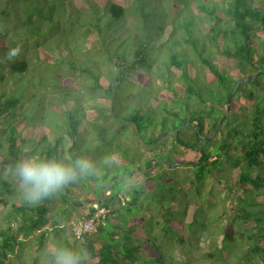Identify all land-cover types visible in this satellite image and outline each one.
Masks as SVG:
<instances>
[{
    "label": "trees",
    "instance_id": "obj_1",
    "mask_svg": "<svg viewBox=\"0 0 264 264\" xmlns=\"http://www.w3.org/2000/svg\"><path fill=\"white\" fill-rule=\"evenodd\" d=\"M184 15L192 17V25L181 30L175 24ZM40 39L50 42L52 54L36 50ZM128 39H134L132 47L122 48ZM17 47L18 55L9 59ZM35 60L59 64L42 84V107H56L62 115V131L50 143L37 134L39 121L24 113L30 97L31 106L36 99L37 82L28 75ZM90 67L111 74L115 84L101 75L91 82L90 91L104 94L98 97L100 111L86 116L76 112L82 103L75 110L62 88L87 85L97 76ZM138 69L146 77L134 72ZM259 72L239 85L219 124L238 82ZM125 80L142 91L124 96L119 87ZM121 96L126 108L134 103L128 97H139L125 117L116 103ZM116 119L126 122L119 130L126 132L128 123L134 127L131 135L144 149L124 155L130 161L124 164L144 171L151 162L147 175L136 170L111 181L112 175L102 178L96 168L97 174L69 182L37 205L25 201L9 169L31 157L24 151L31 136L40 148L33 157L94 161L101 153L91 157L84 143L95 136L105 145ZM177 162L182 163L173 166ZM5 196L0 264L21 260L31 234L36 241L30 247L39 254L32 264H52L54 245L86 250L82 264H264V0H0V201ZM76 197L89 207L76 205L81 203ZM97 200L110 213L95 232L78 237L75 224L94 215L90 202ZM209 206L219 211L218 219H227L221 243L212 237L218 219L210 218Z\"/></svg>",
    "mask_w": 264,
    "mask_h": 264
},
{
    "label": "rangeland",
    "instance_id": "obj_2",
    "mask_svg": "<svg viewBox=\"0 0 264 264\" xmlns=\"http://www.w3.org/2000/svg\"><path fill=\"white\" fill-rule=\"evenodd\" d=\"M174 6H175V3H173L172 8H175ZM183 6L189 7L188 5H185L183 2H181V7H183ZM73 15L74 14H72V16ZM184 16H186V18H182L179 21H176V24H175L176 28L183 30L185 28L186 24L192 25V21H191L192 17L190 15H184ZM69 17H70V15L68 16V18ZM60 18L62 19V17H60ZM35 28H36V24H35ZM69 28H70V25H69ZM198 29H199V27H198ZM32 30L33 29L31 28V31ZM181 30H179V31H181ZM36 32L37 33H35V35H34L35 40H37V37H38V31H36ZM184 35L186 36L185 33H184ZM41 38H43V37H41ZM40 40H42V39H40ZM131 40H134V39L125 40L123 42V44L121 45V47L122 48L123 47L131 48L132 47V45L130 44ZM139 40H137V41H139ZM143 40H144V38L141 41H143ZM175 41H176L175 38L171 39L172 44H174ZM41 42L42 43H39V44H37V42H35L36 50L40 54L41 53L44 55L45 54H52L53 48L51 47L50 42L47 40L45 43H44V40H42ZM179 52H181V51H179ZM53 56H55V55H53ZM129 60H132V56L129 58ZM53 61H55V57H54ZM56 66L59 67V64L51 65V67H50V64H45V62L35 60V67L36 68L31 69L30 72L28 73V75L30 77L31 82H35V81L37 82L36 85L33 86L36 89V92H34V96L36 99H34L35 103L32 104V106H31L29 104V102L31 99V102L33 103V98L30 97V99L26 102V107L24 109V113L27 112L30 114V120L32 122L39 121V127L35 128V130H36V132H38L37 134H39L40 136L47 135L49 143L54 140V136L56 134H59L62 131L60 129V126H59V122L62 121V117H61L62 115H60V112L58 110H56V107L52 108L49 111L45 110V108L42 107V101H44V98L42 97V95H43V93H45V88H46L42 84H43V80L45 79V81H47L48 76L49 75L51 76L53 74V71L57 69ZM95 66L97 67V65H95ZM90 68H91V70L96 72L97 76L96 77L92 76L87 81V85H82L81 87H78L77 85H69L65 88H62L63 94H64V90L69 93L70 104L72 105L73 108H75V110L77 109L78 102L82 103V106L76 112L77 113H85L86 116L87 115L89 116L90 112H93V111L100 109V100L98 99V97H99V95L102 96V94H104L101 89L96 90L94 93L92 91H90L89 87H91L93 85L92 83H94L95 78H98L101 75V79H106L107 81H111L113 84H115L114 77L111 74H109L108 72L100 73L101 72L100 68H97V69L92 68V67H90ZM110 70L112 72L117 71L116 68H110ZM134 72L136 74H142V76L146 77V72H142V70H140V69H138V71H134ZM150 72L158 74V72L156 70H153V68L150 69ZM160 75H163V73H160ZM153 80H154V85H156L157 78H154ZM130 82H131L130 80H125L123 82V84L119 87V89L122 92H124V96H127L130 92L139 94L140 93L139 91H142L141 90L142 87L140 85L138 86V85L134 84V82H132V84H130ZM38 89H39V93H38ZM20 90L25 91L24 88H21ZM152 94H153V92H152ZM28 95H31L30 91L27 93V96ZM24 96L26 97V93ZM124 96H121V99L117 100L116 103L118 104V109H119L120 115L125 117L126 114L128 112H130L129 110L132 107H136V103L138 102L139 97H128V98H132V101L134 103L131 104L130 107L128 106L129 108H126L127 102H125V101H127V99H125ZM107 99H109L111 102L113 101L112 98H107ZM96 112H98V111H96ZM123 112H125V113H123ZM127 115H130V114H127ZM99 116L100 115H95V118L98 119ZM43 118L46 119L44 123H43ZM84 122L87 123L85 120H84ZM124 123H126V122H124L122 119L114 120V123H113L114 128L112 131L113 133L107 132V138L104 140V142L106 143L105 145H102L101 142H103V141L101 139L98 140L99 138L96 139L97 137H95V136L92 137L93 134H90V137H92V139L89 142L87 141L84 143V145H86V147L90 150L89 155L91 157H92V155H97V152L101 153L100 155H97L96 160H94L93 162L95 163V161H96V163H97L96 168L98 169V173L101 175L102 178H104L105 173H108L109 176L112 175L110 177V180H112L113 178H115L114 180H119L121 178L119 175H121V176L123 175L122 177H124L126 175H129L131 172L135 173V171L138 170V168L139 169L141 168L140 166H136L135 170L134 169L130 170V166H133V165L130 164V166H128L127 164H124V163H127L126 161L130 162L129 160H126L123 158L124 155L125 156L131 155L133 157V156H137L138 153H142V150L144 151V149H142V144L137 142L138 138L133 136V134L131 135V131L134 130V127L131 124H129V123L127 124L128 129H126V132H125V130H119L121 128V125ZM140 134H142V139H143L144 138L143 136H145L146 132H144V130L142 129L140 131ZM216 137L219 138V135H217ZM37 141H39V139L36 140V139L32 138V136H31L30 140L27 141L24 145V151L29 153V155L31 157L36 156L37 152L40 151V148L38 146ZM42 142H43V144L45 143V145L48 144L46 142V140H43ZM134 142H137V143H134ZM212 145H214V143ZM92 147L95 149L92 150ZM111 154H116L119 162L113 163L111 165L104 164L103 161H104L105 157L110 156ZM97 158H99V159H97ZM144 162H145V159L141 163L143 166L145 165ZM145 170H146V168H145ZM14 182L17 183L16 180H14ZM140 185H141V183H140ZM120 188H121V183L117 186V189H120ZM81 198L82 197H76L75 199L81 201ZM223 198H224V192L219 191L217 197L215 198V200H217V204H218L219 208H220V204L223 202ZM4 199H6V196L0 201V225L3 224L2 215H3V212L5 210V206H4V202H3ZM81 202H83V204L78 205V206L85 207V208L89 207V205L85 204L84 201H81ZM205 208L207 209L208 205H206ZM209 208L212 209V211L209 214L210 218L211 219H218L220 216L219 211L217 209L212 208L211 206H209ZM226 222H227V219H221L220 218L216 222H213V224H212V229H214V231H215L214 235L212 237L220 243L222 242L221 229H222L223 224ZM237 226H240L239 223L237 224ZM240 229H241V227L238 228V230H240ZM95 231H96V229H94L90 233H93ZM72 234H73V232L68 231L66 236L71 238ZM20 238H22V237H20ZM35 241H36V237L33 234H31L27 239L24 240L25 249H24L23 254L21 256L22 257L21 260L25 261L27 264H32L34 261V258L39 255L38 253L35 252L34 249H32L30 247L32 244H34ZM208 242H209V236L203 237L201 240V243L204 246H206V244ZM183 257H184V255H182L180 258L182 259ZM40 258L43 262H45V257H43V255H40ZM14 259H15L16 264L22 263V261L20 259H18V258H14Z\"/></svg>",
    "mask_w": 264,
    "mask_h": 264
},
{
    "label": "clouds",
    "instance_id": "obj_3",
    "mask_svg": "<svg viewBox=\"0 0 264 264\" xmlns=\"http://www.w3.org/2000/svg\"><path fill=\"white\" fill-rule=\"evenodd\" d=\"M18 53L19 47L11 49L7 55L9 59H12ZM103 162L111 165L119 161L116 154H111L105 157ZM9 171L18 180L25 201L31 205L39 204L43 199L50 197L69 182H74L84 176L97 174L96 165L87 157H79L75 160L70 158L57 160L30 157L17 161ZM6 178L7 176H5ZM109 191L106 192L107 196H110L111 191L108 194ZM97 201L102 202V200ZM94 202L96 201H92L90 204L93 205ZM109 213L110 209L107 215ZM107 215L102 218L100 223L105 222ZM50 254L54 258L52 264H82V261L88 259L86 250H74L57 245L50 249Z\"/></svg>",
    "mask_w": 264,
    "mask_h": 264
},
{
    "label": "built area",
    "instance_id": "obj_4",
    "mask_svg": "<svg viewBox=\"0 0 264 264\" xmlns=\"http://www.w3.org/2000/svg\"><path fill=\"white\" fill-rule=\"evenodd\" d=\"M92 206L95 209L94 215L90 218L79 220L75 224L74 232L78 237L96 229L97 225L102 221V218L109 212V208L103 202L96 201Z\"/></svg>",
    "mask_w": 264,
    "mask_h": 264
},
{
    "label": "water",
    "instance_id": "obj_5",
    "mask_svg": "<svg viewBox=\"0 0 264 264\" xmlns=\"http://www.w3.org/2000/svg\"><path fill=\"white\" fill-rule=\"evenodd\" d=\"M261 73H262V72H259V73L255 74V75L249 76V77H247V78H245V79H242V80H240V81L238 82V84L235 86L234 90L229 94V97H228V103H227V110H226L227 112H226V114L223 116V118L219 121V124L223 123V122L226 120V118H227V116H228V114H229V112H230V108H231V99H232L234 93L237 91L239 85H240L242 82L254 80L255 78L259 77ZM193 121H195V119H191L189 122H193ZM200 124H201V122H200V121H197V124H196V126H195V130H197V129L199 128V125H200ZM216 125H217V124H215L214 127H215ZM176 136H177V138H179V130L176 132ZM182 144H183V145H187V144L184 143V142H182ZM204 156H205V153H203L202 158H203ZM181 163H182V162H177V163L173 164V166L176 165V164H181ZM190 163H195V162H190ZM151 165H152V163L149 162V165H148V167L146 168V170L143 171L141 168H140V169L138 168V170H139V171H143L144 174L147 175V174H148V169H149V167H150ZM114 179H115V178H113L111 181H114ZM66 190H67V192H68L69 197L72 198V194L70 193V191H69L68 189H66ZM72 200H74V199H72ZM73 202H75V201H73ZM75 204H76V205H82L83 203L81 202L80 204H77V203H75Z\"/></svg>",
    "mask_w": 264,
    "mask_h": 264
}]
</instances>
